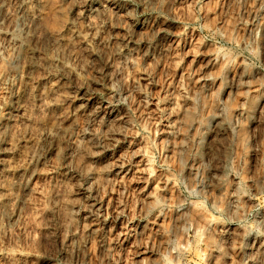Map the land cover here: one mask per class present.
Listing matches in <instances>:
<instances>
[{"label":"rangeland","instance_id":"1","mask_svg":"<svg viewBox=\"0 0 264 264\" xmlns=\"http://www.w3.org/2000/svg\"><path fill=\"white\" fill-rule=\"evenodd\" d=\"M29 1L30 69L0 24V264H264V0Z\"/></svg>","mask_w":264,"mask_h":264},{"label":"bare ground","instance_id":"2","mask_svg":"<svg viewBox=\"0 0 264 264\" xmlns=\"http://www.w3.org/2000/svg\"><path fill=\"white\" fill-rule=\"evenodd\" d=\"M11 1H14V4H15V6H12V8H14L13 9V13H8L7 11H9V10H7V8L10 6V4L12 3ZM61 1V0H60ZM66 2H68L69 3V7L67 8V9H65V10H67V13H70L71 12V10H73V8L75 7V6H77L76 5V3H77V0H65ZM11 2V3H10ZM30 2L31 1H27V0H7V2L4 0V1H0V24L3 22H6V21H3L4 19H6V18H8V16H9V19L10 18H12L13 19V21H14V23H12V24H14L13 25V27H12V29H6L3 33L5 34V35H7V36H9L8 37V44H9V46L11 47V49L13 50V52H14V56H16V60H17V58H19V56H20V58H22V66H23V68H24V70H28V69H30L31 68V66H32V60H33V57H34V55H35V53L38 51V50H36V48L37 47H35V45H34V42H35V40H37L38 39V37H39V35H40V29H39V18L41 17V14L37 11V10H35V8H33V5L31 6V5H29L30 4ZM36 3L37 4V2H39L38 0H32V3ZM41 2V1H40ZM40 3H38V5H39ZM42 4V3H41ZM98 5V4H97ZM97 5H93L94 7L92 8V10L88 13L89 15H86V16H83L84 17V19L83 20H86V21H88V28H91V27H95V24H98V23H103V21H102V19H101V17H105L106 15H108V14H116V13H118V12H121V11H123V9L122 8H120V7H118V5L116 4L115 6H112V5H110V6H108V7H104V6H97ZM40 6V5H39ZM43 6V5H42ZM65 6H66V4H65ZM11 8V7H10ZM37 8V7H36ZM39 8H41V7H38L37 9L38 10H41V9H39ZM8 13V14H7ZM65 13V12H64ZM63 13V14H64ZM39 14H40V17H39ZM108 17H109V15H108ZM68 19V18H67ZM98 19H101V20H98ZM108 19V18H107ZM106 19V20H107ZM95 20V21H94ZM8 21V20H7ZM10 21H11V19H10ZM12 21V22H13ZM72 20H70V22H71ZM73 21H74V18H73ZM77 21V20H76ZM98 23H97V22ZM75 22V21H74ZM73 22V23H74ZM78 22V21H77ZM3 23H2V25H1V27L3 26ZM8 23H9V21H8ZM67 23H69V22H67ZM78 23H80V22H78ZM135 23V22H134ZM5 24V23H4ZM10 24H11V22H10ZM82 24V23H81ZM107 24V23H106ZM41 25V24H40ZM72 25V24H71ZM74 25H75V23H74ZM78 26H80V24H77ZM5 26V25H4ZM83 26V25H82ZM6 27V26H5ZM11 27V26H10ZM9 27V28H10ZM77 27V26H76ZM96 27H97V25H96ZM101 27V26H100ZM70 28V27H69ZM81 28V27H80ZM75 29V28H74ZM78 29V28H77ZM77 29L76 30H73V33H72V36H70V39H71V37H72V39H75L74 41L75 42H77L79 45L80 44H84L85 46H87L88 47V45L90 46L91 45V47L92 48H89V49H92V50H90L91 52H92V55H97V56H99L98 54H99V51H101V50H99V49H102V48H99V45L101 44V41L97 38V40L96 39H93V35L92 36H90V38L92 37V39L90 40V38L88 39L86 36L87 35H82V32H80L79 31V29H78V31H77ZM102 29H103V27H102ZM82 30V29H81ZM84 30V29H83ZM100 30H101V28H100ZM71 31V30H70ZM70 31H69V34L68 35H70ZM87 31H90V30H87ZM102 31V30H101ZM105 31V30H104ZM40 32V33H39ZM84 32H86V31H84ZM2 33V32H1ZM94 33V32H93ZM93 33H91V34H93ZM54 34V33H53ZM52 34V35H53ZM56 34V33H55ZM54 34V35H55ZM83 34H85V33H83ZM90 34V35H91ZM98 34V33H97ZM134 34V33H133ZM1 35V34H0ZM60 35H62V34H60ZM65 35V34H64ZM68 35L66 36V38L68 37ZM95 35H96V32H95ZM4 36V35H3ZM51 37H53V36H51ZM62 37V36H61ZM61 37H54V39H53V43L51 44V46H52V48L54 49V52L56 51L57 53L59 52V50H61L60 49V47L62 46V44H61V40H62V38ZM89 37V36H88ZM95 37V36H94ZM1 38V37H0ZM100 38V37H99ZM111 38V37H110ZM4 39V38H3ZM101 39V38H100ZM64 40V39H63ZM68 40V39H67ZM5 41V40H4ZM138 41V40H137ZM63 42V41H62ZM66 42V41H65ZM64 42V43H65ZM71 42V44H72V42L73 41H70ZM67 43H68V41H67ZM66 44V43H65ZM65 44H63V45H65ZM104 44V43H103ZM103 44H101V46L103 45ZM126 44H127V42H126ZM67 45V44H66ZM73 45H74V43H73ZM37 46V45H36ZM48 46V45H47ZM43 46H41V48H42ZM45 47V46H44ZM65 47V46H64ZM68 47H70V43H69V46ZM51 48V47H50ZM49 48V49H50ZM73 48V47H72ZM63 49H66V48H63ZM70 49V48H69ZM74 49V48H73ZM86 49V48H85ZM8 50H10V49H8ZM44 50V49H43ZM45 50H47V49H45ZM90 51H88V52H90ZM114 51H116V50H114ZM41 52V51H40ZM46 51H44V53H45ZM47 52H48V50H47ZM52 52V51H51ZM55 52V53H56ZM65 52V51H64ZM69 52V51H68ZM72 52V51H71ZM56 53V54H57ZM60 53H61V51H60ZM66 53V52H65ZM64 53V54H65ZM37 54V53H36ZM51 54V53H50ZM49 55V54H48ZM91 55V54H90ZM101 55V54H100ZM13 56V57H14ZM51 56V55H50ZM94 56H92L93 58H94ZM48 57V56H47ZM55 57V56H54ZM58 57V56H57ZM49 58V57H48ZM59 58V57H58ZM61 58V57H60ZM59 58V59H60ZM49 59H51V58H49ZM63 59V58H62ZM62 59H60V60H62ZM57 58H53V60L52 61H54V64H56L55 63V61L57 62ZM59 60V61H60ZM18 61V60H17ZM16 61V62H17ZM48 61V60H47ZM58 61V62H59ZM48 62H50V63H52L51 62V60H49ZM47 62V63H48ZM34 63V62H33ZM20 64V63H19ZM53 64V65H54ZM62 63L60 62V65H61ZM66 64V63H65ZM34 65V64H33ZM50 66H51V64H49ZM61 67V66H60ZM59 67V68H60ZM62 68H64V67H62ZM66 68V67H65ZM51 71V70H50ZM54 71V70H53ZM64 71V70H63ZM61 73V72H60ZM93 84H94V82H93ZM98 85V84H97ZM78 97H77V99L80 101V100H82L83 102L84 101H91L92 100V96L90 95V94H88L87 92H82V91H80L79 93H78V95H77ZM17 99V98H16ZM13 104V103H12ZM22 104V103H21ZM20 104H18L17 102H14V104L12 105V107L10 108V109H12V112H19V110H20ZM8 109V108H7ZM16 114V113H15ZM10 115V114H9ZM8 115V117H9V119H11V118H13V116L10 118V116ZM7 117V118H8ZM4 130V129H3ZM3 136V135H2ZM4 139V138H3ZM1 141H2V139H1ZM4 141V140H3ZM2 141V142H3ZM2 151V149L0 150V152ZM2 154V153H1ZM25 189V188H24Z\"/></svg>","mask_w":264,"mask_h":264}]
</instances>
